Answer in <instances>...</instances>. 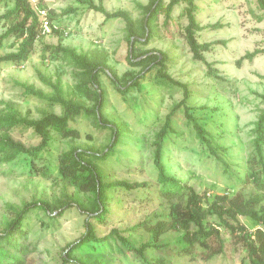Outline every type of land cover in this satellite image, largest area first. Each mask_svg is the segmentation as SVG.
<instances>
[{
	"label": "rangeland",
	"instance_id": "rangeland-1",
	"mask_svg": "<svg viewBox=\"0 0 264 264\" xmlns=\"http://www.w3.org/2000/svg\"><path fill=\"white\" fill-rule=\"evenodd\" d=\"M94 1L98 3V0ZM148 1L103 0L102 3L107 12L122 10L139 22L145 14L142 6ZM35 2L39 8L48 11L52 24L64 34L61 39L53 33L41 36L20 63H0V111L4 103H9L22 117L30 119H39L48 113L62 115L61 105L28 95L19 85H32L46 96L55 97L57 91L39 78L40 73L52 84L59 79L61 97H74L76 80L71 74L73 67L50 56L52 50L49 47L58 43L78 53L105 54L108 66L118 77L127 71L140 69L129 66L126 61L128 43L122 19L105 21L102 14L76 4L75 0ZM168 2L163 1V7L150 24L153 31L150 42L146 46L136 44L135 47L162 52L166 57L164 72L171 81L153 69L140 81V89H131L122 95L105 72L99 74L101 88L105 92L103 115L119 125V139L114 153L95 163L105 175L106 182L126 181L147 186L137 190H109L104 222L92 221L95 236L104 238L114 230L136 248L148 243L150 245L144 255L151 264H248L243 248L232 245L223 227L219 230L224 250L210 259L207 258L209 252L202 251L198 245L192 249L193 257L186 255L181 231L169 230L158 240H152L147 227L160 221H170L172 214L184 208V199L170 201L159 193L152 164V142L165 117L182 100L183 86H186L190 93L186 105L213 136L218 146L216 157L200 145L186 122L184 109L180 108L172 116L173 133L168 134L164 145L163 160L167 173L184 181L207 201L215 195L239 193L245 199L258 197L260 201L256 208L264 206V192L256 187V178H253L257 168L248 162L252 151L253 124L264 108L261 97L264 96V53L252 60L243 59L247 53L264 49V12L257 7L256 0H195L197 21L206 27L198 33V42H224L204 53L206 63H203L193 60L184 38L187 20L183 12L186 4L181 2L174 6L170 20L165 21ZM12 6V0H2L0 16ZM216 24L220 26L210 28ZM9 26L10 22L0 21V34ZM20 42L16 36L5 39L0 56L16 52ZM69 127L76 129L80 137L71 141L53 135L54 140L48 150L35 162L36 168L47 162L55 163L58 155L70 147L102 151L110 143V130L93 127L83 115L71 119ZM10 134L26 147L39 143L32 130L17 127ZM28 171L24 156L11 163L0 164V222L13 217L10 207L21 208L25 203L38 200L58 205L75 193L72 187L55 178L56 172L44 179ZM85 218L86 215L76 207L65 210L60 216L57 213L50 216L38 207L31 209L23 222L26 237L21 239L30 251L25 264H75L64 262L62 256L67 246L85 232ZM239 219L248 229L255 227L248 219ZM205 222L216 225L217 219L207 217ZM103 244L101 249L110 259L108 264H145L138 254L124 249L115 241L114 235ZM210 244L213 250L216 243L212 241Z\"/></svg>",
	"mask_w": 264,
	"mask_h": 264
},
{
	"label": "trees",
	"instance_id": "trees-1",
	"mask_svg": "<svg viewBox=\"0 0 264 264\" xmlns=\"http://www.w3.org/2000/svg\"><path fill=\"white\" fill-rule=\"evenodd\" d=\"M2 0H0L1 2ZM98 0H75L76 4L86 7L88 10L100 13L104 20L122 19L125 22L126 40L128 51L126 61L131 67H139L138 71H127L121 77L117 76L115 70L108 66L105 54L78 53L75 49L62 46H50L52 50L51 58L62 59L73 67L72 76L76 80L74 85V97L64 99L60 95L59 79L56 84L45 80L39 73V78L46 84L51 85L57 95L55 97L46 96L41 90L35 89L32 85L19 84L24 93L37 97L38 99L50 103L59 104L63 107L62 115L48 113L39 119L22 117L12 104L4 103L0 111V164L11 163L20 156H24L29 169V174L48 179L54 172L57 173V180L65 182L72 187L75 193L66 198L58 205L45 201H34L25 203L21 208H12L13 217L4 222H0V264H25L29 249L21 242L26 234L23 230V222L26 215L33 208H42L48 215L60 216L65 210L76 207L81 213L86 215L84 226L85 232L75 242L69 244L62 256L64 262L71 261L75 264H108L110 259L102 251L104 242L110 240L114 235L124 249L134 251L140 256L145 264L148 262L144 251L150 244H143L136 248L127 238L118 235L116 231L104 238L95 236V229L92 221L104 222L107 214L108 191L116 188L126 190H137L146 187L145 183H128L126 181L106 182L105 175L102 174L96 161L107 159L114 153V148L118 144L119 125L111 122L103 115L105 102V92L101 88L99 74L105 72L114 84L116 90L126 95L131 89H140V81L145 74L156 69L161 77L168 80L170 78L164 72L166 60L162 52L154 50H139L136 44L146 46L152 39V28L150 26L153 18L163 7L164 0H149L148 4L142 6L145 14L143 18L136 22L125 11L107 12L102 3ZM165 6V21L170 20V13L174 6L183 2L186 4L183 15L187 20L184 28V38L195 61L206 63L203 56L215 45L224 42H203L199 43L197 35L206 27L201 26L196 15L198 6L195 0H168ZM13 6L0 16V21L10 22L6 31L0 34V49L3 48V41L10 36H16L21 40L16 52L0 56V63L23 61L34 42L41 38V19L37 14L39 8L35 2L30 0H12ZM257 7L264 12V0H256ZM37 8V9H36ZM45 9V8H42ZM69 11V10H68ZM71 11V10H70ZM49 15V14H48ZM50 21L52 18L49 16ZM220 25L210 26L216 29ZM52 33L62 38L63 32L53 29ZM60 41V40H59ZM46 47V49H49ZM45 49V50H46ZM264 53V49L247 53L243 59L252 60L256 55ZM43 59H45L43 57ZM242 60V59H241ZM240 64V62H237ZM208 65V64H207ZM171 81V80H170ZM184 93L182 100L177 103L169 114L165 117L162 127L157 131L152 142V164L156 171V180L159 185V193L166 200L174 198L184 199V208L172 214V219L168 222L160 221L147 230L156 241L169 230L181 231L183 252L193 257V247L198 245L202 251H208L207 258L210 259L219 255L224 250V240L221 237L220 227H223L229 234L232 245L240 246L245 251L248 264H264V206L256 208L259 203L258 197L245 199L237 193L232 196L215 195L211 201L197 194L191 186L184 181L169 175L166 171L164 158V145L169 133H173L171 119L174 113L180 108L184 109L185 119L192 128L195 137L205 150L216 157V148L213 136L201 125L191 114L186 102L190 96L186 86H183ZM264 101V96H261ZM83 115L93 127L97 129H109L111 139L102 151L94 148L80 150L70 147L61 152L55 163H44L40 168H36L35 162L42 158V154L48 150L54 140L53 135H57L64 140H75L80 137L79 132L69 127V121ZM32 130L33 134L39 138L36 146L26 147L23 143L15 141L10 131L14 128ZM253 137L251 140V155L248 158L249 164L256 167V187L264 192V108L260 111L257 120L253 124ZM259 176V178H257ZM175 211V205L172 204ZM58 211V212H57ZM207 217H215L217 224H206ZM240 217L248 219L255 226L248 229L240 221ZM146 227V224H142ZM216 246L211 250V242ZM103 244V245H102ZM102 248V249H101ZM76 253L79 255L76 256Z\"/></svg>",
	"mask_w": 264,
	"mask_h": 264
},
{
	"label": "built area",
	"instance_id": "built-area-1",
	"mask_svg": "<svg viewBox=\"0 0 264 264\" xmlns=\"http://www.w3.org/2000/svg\"><path fill=\"white\" fill-rule=\"evenodd\" d=\"M32 3H35V0H30ZM37 9V8H36ZM37 14L41 19V35L52 34L53 29H58L49 19L48 11L46 9L38 8Z\"/></svg>",
	"mask_w": 264,
	"mask_h": 264
}]
</instances>
